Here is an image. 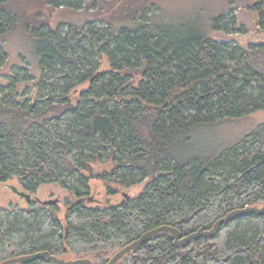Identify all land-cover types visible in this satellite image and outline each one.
I'll return each instance as SVG.
<instances>
[{
	"label": "trees",
	"instance_id": "1",
	"mask_svg": "<svg viewBox=\"0 0 264 264\" xmlns=\"http://www.w3.org/2000/svg\"><path fill=\"white\" fill-rule=\"evenodd\" d=\"M134 2L47 0L54 9L105 13L56 30L48 20L26 21L42 77L35 96L17 89L32 80L27 68L0 88V180L17 177L32 194L58 183L86 199L85 171L98 160L113 163L97 176L107 183H149L117 205L67 203L64 221L58 204L0 207V262L49 251L107 264L112 252L156 227L171 225L185 236L212 229L234 210L264 205V123L207 160L186 156L194 128L264 110V43L220 41L189 21L156 24L150 0ZM254 9L264 28V0H255ZM22 14L12 0H0V37ZM236 24L229 12L212 26L233 33ZM7 58L0 45V65ZM103 58L109 70L100 71ZM117 264H264V213L238 215L212 237L184 245L162 231Z\"/></svg>",
	"mask_w": 264,
	"mask_h": 264
},
{
	"label": "rangeland",
	"instance_id": "2",
	"mask_svg": "<svg viewBox=\"0 0 264 264\" xmlns=\"http://www.w3.org/2000/svg\"><path fill=\"white\" fill-rule=\"evenodd\" d=\"M146 0H135V5H140ZM148 2V0H147ZM13 6L18 8L23 20L18 22L12 32L0 37V45L7 53V60L0 65V88L7 86L15 76H23L27 68L32 76V80H21L17 84V89L21 96L28 90L29 95H37V85L42 77L40 67V57L37 52V39L26 32V21L31 22L48 20V24L56 30L61 25H83L96 16L105 13L97 9L72 10L68 8H52L47 0H12ZM154 8L152 13L153 22L178 25L183 21H189L200 27L204 33L214 39L227 42H236L244 47L253 43H264V28L259 25L260 12L254 9L255 0H150ZM114 6H117L116 4ZM109 6L104 7L107 9ZM112 9L110 10V12ZM232 12L236 17V29L238 31L228 33L223 30H213L215 18ZM240 29V30H239ZM242 29V31H241ZM244 29V31H243ZM110 69V63L106 58L101 61L100 71ZM89 83H84L78 87V92L73 94V101L77 100L78 94L88 88ZM264 123V110L255 112L241 118L225 119L216 124L201 125L191 131V142L186 148V156H196L207 160L218 154L223 148L235 143L248 132H252L259 124ZM90 171H85L91 175L89 182L90 195L95 201L87 202L88 206L117 205L125 200V194L131 198L138 197L149 179L131 187H123L118 183L105 182L97 178L98 174L109 171L113 167L111 161L100 162L94 160L90 162ZM116 190L110 194L108 187ZM23 187L17 177L7 182L0 180V207L11 208L19 206L28 208L30 203L21 194ZM26 191V190H25ZM27 192V191H26ZM42 200L59 198L58 217L65 220L67 213V203L76 200L73 192L66 190L58 183L42 184L35 194ZM112 252L109 257H112ZM66 259H76L75 255H68Z\"/></svg>",
	"mask_w": 264,
	"mask_h": 264
},
{
	"label": "water",
	"instance_id": "3",
	"mask_svg": "<svg viewBox=\"0 0 264 264\" xmlns=\"http://www.w3.org/2000/svg\"><path fill=\"white\" fill-rule=\"evenodd\" d=\"M21 194L27 199V201L29 203H38L41 205H54V204H58L60 199L59 198H54V199H47V200H42L39 197L32 196V193L26 192L24 189L21 192ZM126 198H129L130 196L128 194H125ZM87 201V202H93L95 201V198L93 195L88 196L86 199L85 198H79L76 201H74L75 204L81 202V201ZM246 213H256V214H263L264 213V205L262 206H247L245 208L242 209H237L234 210L230 213H228L226 216L222 217L221 219H219L214 226L212 227V229L210 230H204V229H198L195 232H192L188 235L183 236L182 233L180 232V230L174 226L171 225H162L159 227H156L154 229H151L149 231H147L146 233H144L139 239H137L136 241L130 243L129 245L123 247L122 249H120L119 251H117L109 260V262L107 264H117L122 257H124L128 252L132 251L133 249H135L136 247H138L139 245H141L144 241H146L148 238L162 232V231H167L171 234L172 238L175 241L176 245H184L185 243H187L188 241L192 240V239H196L199 238L201 236H206V237H212L213 235L216 234V232L219 230V228L224 224L229 222L231 219H233L234 217L238 216V215H243ZM37 258H47L49 260H51L52 262H54L55 264H94L92 259L88 258V257H82V258H76V259H65L59 256H56L52 253H50L49 251H38L32 254H28V255H24V256H20V257H14V258H9L6 259L2 262H0V264H20L23 262H29L32 261L34 259Z\"/></svg>",
	"mask_w": 264,
	"mask_h": 264
}]
</instances>
